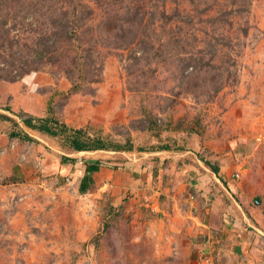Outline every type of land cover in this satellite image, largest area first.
<instances>
[{"label": "rangeland", "instance_id": "obj_1", "mask_svg": "<svg viewBox=\"0 0 264 264\" xmlns=\"http://www.w3.org/2000/svg\"><path fill=\"white\" fill-rule=\"evenodd\" d=\"M40 118L131 147L160 193L80 195L55 161L71 149L21 123ZM23 131L42 144L9 136ZM162 146L225 183L178 193ZM258 217L264 0H0V264H264Z\"/></svg>", "mask_w": 264, "mask_h": 264}, {"label": "crops", "instance_id": "obj_2", "mask_svg": "<svg viewBox=\"0 0 264 264\" xmlns=\"http://www.w3.org/2000/svg\"><path fill=\"white\" fill-rule=\"evenodd\" d=\"M22 123V122H21ZM24 125V124H23ZM26 127V126H25ZM27 128V127H26ZM29 129V128H28ZM32 130V129H30ZM33 132L37 133L42 137L43 139L47 140V137L45 138L43 133H40L36 130ZM12 132L9 133V136ZM16 133V132H14ZM17 137H12L13 139L20 138L22 140H25L26 143L31 144H42L39 142L38 139L35 138V136H32V134L23 131L22 133H16ZM26 136L31 138V140H26ZM48 136V135H46ZM11 137V136H10ZM56 138V137H55ZM18 141V140H17ZM49 141V140H48ZM53 144V143H52ZM43 147V146H42ZM44 147L48 148L49 145L46 143L44 144ZM43 147V149H44ZM53 147L58 151V147H55L53 144ZM45 148V150H46ZM130 148V147H129ZM47 151V150H46ZM127 151V150H126ZM157 154L162 155L163 159H170L168 160V165L172 168L173 171H171V168L168 169L167 167L164 168V172L160 171L158 176L161 173H167L172 174V177L166 179L165 185L167 183H171L174 188H176L179 192L182 193L183 190L187 188L188 185H193L194 189L196 191L204 190V195L208 196L210 189V178L212 180H217L222 177L220 173V167L216 165L215 167H219L217 177L216 174H214L211 169L205 165V163L197 158L192 156H184L188 160H182L180 161L179 156L175 155V152H171L168 150H164L160 148V150L157 151ZM125 155L128 157V161H122L121 159L125 157ZM65 156L68 158H72L73 161H65L63 164L61 163V157ZM60 158H56V165L60 166L63 175L70 174L71 170L74 168L75 172L79 176L78 178V184H77V191L81 194H86L90 192L95 185H99L100 181H103V187L109 186L112 188V191H116L118 189L123 191H129L130 193H135L136 200L135 202L138 203V205H141L143 202H141L146 197H153L154 194H159L160 192L154 191V188L156 187L153 183V179L149 173V169H146L143 167V158L137 157L131 161V152L128 151L124 153V151L121 150H96V151H74V150H68L65 153L62 154ZM180 161V165H177V163ZM60 162V163H59ZM139 163V164H138ZM211 164V163H210ZM86 165L89 166H97V170L90 174V181H83L82 184L81 180L83 176L85 175V168ZM136 165H140V169L137 167H134ZM213 165V164H211ZM112 166V167H111ZM214 166V165H213ZM122 167V168H121ZM134 171L137 173V175H133L132 172ZM158 184L161 181L160 177H157ZM123 181H125L124 185H122ZM222 181H226L225 176L222 177ZM214 182V181H213ZM194 190V191H195ZM179 195L181 194H174V197H176V200H179ZM193 198L190 197V195H186L184 197V201L186 203H192ZM131 208V206L129 205ZM240 210H237L233 205H229L228 208L222 209L226 210L225 212H228L230 214L235 215L236 217L242 218V215H245V212L239 207ZM210 211H213V209H206L205 212L209 214ZM226 216V215H224ZM230 237V236H229ZM246 235L244 232L240 233V235H237V244H242L244 242Z\"/></svg>", "mask_w": 264, "mask_h": 264}, {"label": "trees", "instance_id": "obj_3", "mask_svg": "<svg viewBox=\"0 0 264 264\" xmlns=\"http://www.w3.org/2000/svg\"><path fill=\"white\" fill-rule=\"evenodd\" d=\"M2 117V116H1ZM8 119V118H7ZM37 124L34 123V120L31 119H24L21 122L29 129L36 130L40 133L46 134L50 137L61 138L62 142L65 146L69 149L74 151H96V150H124L121 146H116L114 149L110 147V144H105L103 140L100 139H90L82 130L80 129H73L68 128L64 124H59L55 119L51 118H40L37 119ZM11 137H17V134L12 132L10 134ZM26 140H31V138L26 136ZM131 148V147H130ZM127 151H130L131 149ZM164 150H168V146L161 147ZM73 161L72 158H68L65 156L61 157V163L63 164L65 161ZM206 166H208L214 174L218 173V168L211 165L209 162H204ZM97 170V166H89L86 165L85 168V175L83 176L81 183L83 181H90V174ZM222 183H225L221 180ZM247 200L245 198L240 199L239 204L244 208L246 211V207L249 210L248 205L246 204ZM261 223V226L264 228V219L262 217H258L256 221Z\"/></svg>", "mask_w": 264, "mask_h": 264}]
</instances>
